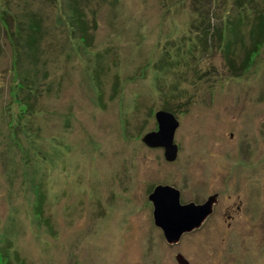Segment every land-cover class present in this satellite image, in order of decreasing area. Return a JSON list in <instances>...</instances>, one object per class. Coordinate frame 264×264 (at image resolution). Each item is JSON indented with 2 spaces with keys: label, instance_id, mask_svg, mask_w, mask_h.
<instances>
[{
  "label": "rangeland",
  "instance_id": "374dc122",
  "mask_svg": "<svg viewBox=\"0 0 264 264\" xmlns=\"http://www.w3.org/2000/svg\"><path fill=\"white\" fill-rule=\"evenodd\" d=\"M67 1L0 0V264H264V0H76L84 41ZM158 109L171 162L140 140ZM162 183L217 197L174 244L147 198Z\"/></svg>",
  "mask_w": 264,
  "mask_h": 264
},
{
  "label": "water",
  "instance_id": "95a60500",
  "mask_svg": "<svg viewBox=\"0 0 264 264\" xmlns=\"http://www.w3.org/2000/svg\"><path fill=\"white\" fill-rule=\"evenodd\" d=\"M154 120L156 130L144 133L140 140L149 148H162L163 159L171 162L177 154L173 137L178 121L171 112L164 109L154 112ZM147 198L152 206V223L161 231L167 244L177 243L183 234L197 229L212 212L216 202V195H211L201 203H181L179 190L167 184L155 185ZM174 258L178 264L187 263L181 254H176Z\"/></svg>",
  "mask_w": 264,
  "mask_h": 264
},
{
  "label": "trees",
  "instance_id": "16d2710c",
  "mask_svg": "<svg viewBox=\"0 0 264 264\" xmlns=\"http://www.w3.org/2000/svg\"><path fill=\"white\" fill-rule=\"evenodd\" d=\"M77 1L76 0H69V1H67V3H68V5L69 6H71L70 7V9H71V11H72V14L70 15V17H71V19L69 18V22L71 23L70 24V26H73L74 25V27H76V28H74V30H76V29H78L80 32H81V34H83V36H81V37H83V39H81V40H83L84 41V38H85V29H84V27H82V22H81V14H80V12L77 10V6H75L73 3H76ZM60 15V14H59ZM12 17V16H11ZM11 18H6V20H4V25H5V27L3 28V32H4V29L6 28V27H8L9 28V32H10V34L14 37V36H16V42H14L13 40V44H14V47H16V43H19V41H17V39L20 37V36H22V29H21V27H19V26H17L16 28L14 27V26H11V22H13V21H11L10 20ZM13 19V18H12ZM205 19H206V17H205ZM28 21V20H27ZM205 25V28H204V26H203V28L201 29V36L200 37H198V38H203V39H205L206 37L207 38H209V36H210V28H207L206 29V26H208V24L206 25V23L204 24ZM26 30L24 31V32H26L27 34H26V46H25V48L26 47H28L29 45H30V48H32V47H35V46H37V35H38V33H39V24H38V22H36V19H34V20H31V22L29 23V24H27L26 25ZM9 32L7 31V28H6V33L8 34V35H10L9 34ZM5 34H3V36H4ZM12 38V37H11ZM11 41V42H12ZM33 81V79L30 81V82H27L26 80H24L23 78H20L19 79V81H17V85H18V91H20V92H22V95H23V97L24 98H26L27 99V96L29 97V95H30V93H29V91L27 90V88H29L30 86H31V82ZM38 83H39V85H38V88H39V92L41 93V87H42V84H43V82L42 81H39V80H36ZM20 104H22L23 106L25 105L26 107H27V105L28 104H26V101H23L22 102V100L20 101ZM32 108V107H31ZM31 110V109H30ZM30 110H27V112L28 113H30ZM166 111H168V110H166ZM163 184V183H162ZM167 185H171L172 186V184H167ZM174 187V186H173ZM176 188V187H175ZM185 203V202H184Z\"/></svg>",
  "mask_w": 264,
  "mask_h": 264
},
{
  "label": "flooded vegetation",
  "instance_id": "af4514ba",
  "mask_svg": "<svg viewBox=\"0 0 264 264\" xmlns=\"http://www.w3.org/2000/svg\"><path fill=\"white\" fill-rule=\"evenodd\" d=\"M208 197V196H207ZM206 197V198H207ZM205 198V199H206ZM204 201V200H203ZM216 201H217V197H216ZM216 204V202L213 204L212 206V210L214 209V205ZM240 205L241 204H238V205H235L234 207L232 205H230L229 203H225L224 206H223V215L226 219H232L234 218L235 215L239 214L240 212ZM208 217V216H207ZM230 223H227V226H229Z\"/></svg>",
  "mask_w": 264,
  "mask_h": 264
}]
</instances>
